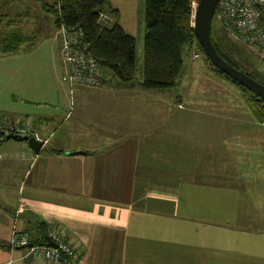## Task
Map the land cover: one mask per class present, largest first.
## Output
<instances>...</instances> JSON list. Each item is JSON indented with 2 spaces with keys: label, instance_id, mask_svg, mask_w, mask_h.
Segmentation results:
<instances>
[{
  "label": "crops",
  "instance_id": "1",
  "mask_svg": "<svg viewBox=\"0 0 264 264\" xmlns=\"http://www.w3.org/2000/svg\"><path fill=\"white\" fill-rule=\"evenodd\" d=\"M103 76L101 88H74L82 107L68 118V108H0L30 118L48 146L0 145V264H42L10 246L13 232L41 235V222L76 249L61 264H264V131L244 99L242 113L229 112L228 92L208 77L193 84L201 103L186 121L180 91ZM92 93L112 108H94ZM144 95L158 107L115 108ZM77 151L86 154H65Z\"/></svg>",
  "mask_w": 264,
  "mask_h": 264
},
{
  "label": "rangeland",
  "instance_id": "2",
  "mask_svg": "<svg viewBox=\"0 0 264 264\" xmlns=\"http://www.w3.org/2000/svg\"><path fill=\"white\" fill-rule=\"evenodd\" d=\"M197 1L193 4L194 9ZM44 2L53 5L54 0H0V40L12 33L23 36L25 40L15 53L0 54V108H22L23 111H26L24 112L25 114L59 108L60 115H64V108H68L66 114L68 118L70 116L68 114L71 113L73 108L82 107L80 101L78 103L75 102L74 96V88L79 86L70 88L62 80L64 68L62 67L59 53L62 30L54 25L53 16L43 11L42 4ZM105 9L109 12L115 11L113 17L108 14L112 20L110 25L115 22L122 27L126 34L135 39L136 73L131 84L134 87H140L143 81L145 0H108ZM211 31V36L220 51L237 64L241 71L252 73L253 75L260 72L259 75H261L257 74L258 78L256 79L264 83V61L259 60L246 47H243L214 17ZM195 54L199 55V58H194ZM101 69L107 83L113 81L118 82V84H125L109 69L104 67ZM208 77L215 79L216 82L221 84L222 89L228 92L229 95L225 93V96H229V108H233L228 111L242 113V110L239 109L242 108L240 99L245 101L248 97L247 92H244L223 76L218 75L197 48L192 46L189 51L186 50L183 54L182 74L177 87L173 88L172 93L173 96L174 92H181L182 107L184 109L180 113L185 117V120H189V113L186 109L189 108L190 102L197 101L201 103L193 90V84L206 86L208 82L205 79ZM154 92H151L150 95L155 98L162 97V94H168V96L166 95L167 100L171 98L170 91L168 93L155 94ZM205 94L210 96L209 92H204ZM100 96L101 94L95 93L89 95L92 105H95L94 108H112V106H107L108 95L103 96L105 101H102ZM120 102L118 100V106H115V108L158 107L156 101L146 97V95L137 100L134 98L131 104L129 101L123 105L119 104ZM245 108H247L246 103ZM142 113V117H145L146 113L144 111ZM18 118L30 119L28 117ZM31 124L34 126L33 123ZM260 127L262 128V124ZM35 129L38 133V141L43 143L42 148L45 149L48 147L46 146L47 140L41 139L38 128ZM182 137L186 136L182 135ZM5 144L29 150L26 142L9 140ZM6 159L0 158V181L4 179V174H1L4 161L1 160ZM148 162L150 163V159H148ZM5 179L8 178L5 177ZM16 194L17 190L14 189L12 195ZM29 233L33 239L38 236H44V230L41 235L33 229H29ZM142 247L146 250H151L152 244L149 241H145L142 243ZM164 248H170V246L165 245ZM220 253L224 254L225 252L220 251Z\"/></svg>",
  "mask_w": 264,
  "mask_h": 264
},
{
  "label": "trees",
  "instance_id": "3",
  "mask_svg": "<svg viewBox=\"0 0 264 264\" xmlns=\"http://www.w3.org/2000/svg\"><path fill=\"white\" fill-rule=\"evenodd\" d=\"M195 1L145 0L143 81L140 86L142 89L147 91H167L177 87L183 69V54L186 50L189 51L192 46H195L210 64L195 38L192 27L193 4ZM107 2L108 0H54L53 5L44 2L42 9L53 16L56 27H63L66 30H81L88 50L100 61L101 66L113 72L122 82H131L136 73V42L132 36L126 34L122 27L115 22L105 27L98 23V14L101 12L113 17L115 11L109 12L105 9ZM24 41L23 36L14 33L3 37L0 40V54L15 53ZM212 43L223 60L241 71L237 64L219 50L213 37ZM241 50L243 49L241 48ZM211 67L218 75L223 76L232 84L247 92L246 106L253 118L261 126L264 123V102L253 96L239 84L233 82L222 72L213 68L212 65ZM241 72L264 85V83L256 79L258 78L257 74L259 75L260 72L255 75L245 71ZM104 83L105 79L102 86ZM4 116L7 118L14 117L10 115ZM34 126L37 128L35 123ZM39 226L42 231H48L44 222H41ZM47 238H50L49 233H44V236L34 240H32L31 236L29 238L28 235L29 244L33 245H46L45 240Z\"/></svg>",
  "mask_w": 264,
  "mask_h": 264
},
{
  "label": "built area",
  "instance_id": "4",
  "mask_svg": "<svg viewBox=\"0 0 264 264\" xmlns=\"http://www.w3.org/2000/svg\"><path fill=\"white\" fill-rule=\"evenodd\" d=\"M213 17L221 26L246 47L259 60H264V0H218ZM98 23L109 26L111 17L106 13L98 14ZM59 44L60 60L63 70L62 80L71 88L85 86L100 88L103 73L100 61L88 50L81 30H66L63 27ZM194 58H199L195 54ZM36 127L28 119L7 118L0 115V145L5 133L24 134L39 140ZM264 131V123H262ZM23 207L17 213H22ZM10 246L24 250V258L40 260L42 264H61L68 259H78L76 249L71 242L54 230L49 233L56 247L29 244L25 234L12 233Z\"/></svg>",
  "mask_w": 264,
  "mask_h": 264
},
{
  "label": "water",
  "instance_id": "5",
  "mask_svg": "<svg viewBox=\"0 0 264 264\" xmlns=\"http://www.w3.org/2000/svg\"><path fill=\"white\" fill-rule=\"evenodd\" d=\"M217 2L218 0H198L195 9L193 7L192 27L194 30L195 38L197 39L199 45L203 49L213 68L222 72L226 77L239 84L241 87L245 88L255 97L264 102V85L260 84L245 73L229 65L225 60L221 58V56H219L212 43L211 26ZM4 136L6 141L12 140L15 142H26L28 148L35 154H39L43 146V143L41 141H38L32 136L30 137L24 134L8 133H5ZM65 154L85 155L86 153L77 151L72 153L67 152ZM46 245L54 248L56 247V244H54V242H52L49 238L46 239Z\"/></svg>",
  "mask_w": 264,
  "mask_h": 264
},
{
  "label": "bare ground",
  "instance_id": "6",
  "mask_svg": "<svg viewBox=\"0 0 264 264\" xmlns=\"http://www.w3.org/2000/svg\"><path fill=\"white\" fill-rule=\"evenodd\" d=\"M249 92V91H248ZM253 95V94H252ZM254 96V95H253ZM46 241V240H45Z\"/></svg>",
  "mask_w": 264,
  "mask_h": 264
}]
</instances>
